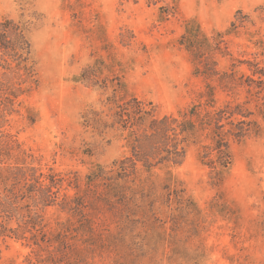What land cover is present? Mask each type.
Listing matches in <instances>:
<instances>
[{
    "label": "rangeland",
    "instance_id": "1",
    "mask_svg": "<svg viewBox=\"0 0 264 264\" xmlns=\"http://www.w3.org/2000/svg\"><path fill=\"white\" fill-rule=\"evenodd\" d=\"M5 17L28 24L37 82L0 118V168L21 166L22 158L51 167L77 180L65 191L83 204L82 214L56 206L43 212L48 231L56 220L66 228L69 247L6 237L0 264H264L262 115H252L258 134L230 142L232 162L220 180L190 141L179 162L120 181L117 201L105 198L101 184L86 183L99 165L131 155L126 132L103 127L112 121L105 103L112 89L104 84L121 82L159 114L177 113L208 84L217 104L249 96L246 107L255 112V95L240 86L222 91L217 77L257 78L253 63L264 70V0H0ZM88 67L96 84L78 79ZM3 72L0 66V80ZM84 219L91 232L81 230Z\"/></svg>",
    "mask_w": 264,
    "mask_h": 264
},
{
    "label": "trees",
    "instance_id": "2",
    "mask_svg": "<svg viewBox=\"0 0 264 264\" xmlns=\"http://www.w3.org/2000/svg\"><path fill=\"white\" fill-rule=\"evenodd\" d=\"M27 25L26 21L10 17L0 21V66L6 77V80H0V118L16 111L14 106L18 97L28 93L37 82L34 63L30 59ZM253 65L252 75L257 78L250 75L237 77L231 71L219 74L217 80L222 91L240 86L245 87L250 95H255V112L246 107L251 99L249 96L243 101L225 100L217 104L214 98L216 88L208 84L200 98L177 113L159 114L152 101L128 95L121 82L104 84V89H112L105 102L111 111L112 121H102L103 127L126 132L131 155L113 160L108 169L99 165L86 175V183L101 184L105 198L117 201L121 194L120 181H135L141 169L150 171L159 164L179 162L190 141L199 145V159L209 168L212 178L220 180L232 162L230 142L239 141L250 133L258 134L261 130L252 115L264 117V101L259 102L264 98L261 96L264 70L259 69L257 63ZM95 75V71L88 67L82 70L78 79L96 84ZM1 155L0 151V162L3 160ZM21 161V166L0 168V184L3 185L0 190V239L10 237L37 246L56 242L69 247L66 228L56 220L54 231H48L43 212L47 207L56 206L67 215L82 214L79 208L83 204L82 198L70 196L65 191L68 186L77 187V180H70L51 167L44 171L25 164V158ZM139 163L141 167H138ZM12 218L17 223L15 227L8 226ZM91 229V220H82L81 230L91 232Z\"/></svg>",
    "mask_w": 264,
    "mask_h": 264
}]
</instances>
